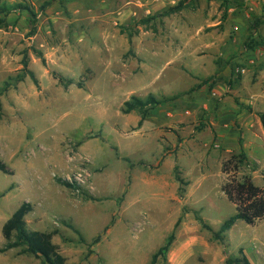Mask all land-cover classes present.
Returning <instances> with one entry per match:
<instances>
[{
	"label": "rangeland",
	"instance_id": "obj_1",
	"mask_svg": "<svg viewBox=\"0 0 264 264\" xmlns=\"http://www.w3.org/2000/svg\"><path fill=\"white\" fill-rule=\"evenodd\" d=\"M44 1L0 0L37 12L0 13V86L25 60L37 79L1 96L0 159L14 174L0 170V248L3 224L27 200L28 228L56 229L66 264H150L173 231L169 264H225L240 247L264 264V218L213 236L236 211L222 163L240 135L238 176L264 185V0H57L40 12ZM254 40L256 51L246 47ZM149 94L162 102L139 126L141 111L122 108ZM0 264L47 263L17 247Z\"/></svg>",
	"mask_w": 264,
	"mask_h": 264
},
{
	"label": "trees",
	"instance_id": "obj_2",
	"mask_svg": "<svg viewBox=\"0 0 264 264\" xmlns=\"http://www.w3.org/2000/svg\"><path fill=\"white\" fill-rule=\"evenodd\" d=\"M57 0H46L40 7L39 11H45L52 3ZM183 7V1L176 5L169 6L163 12L150 16L149 19H154L158 16L168 15L170 13L178 12ZM23 9L31 12L37 16V12L28 3H15L12 5L0 4V13L5 15L9 14L13 10ZM262 16H264V4L261 5ZM258 17L255 20L253 28L255 29L261 22L262 18ZM149 19L140 20L141 23L148 22ZM5 23V19H0V26ZM264 41V40H263ZM255 43V44H254ZM263 43L260 41L257 43L255 40L251 43H246V47L251 50H258V47ZM37 81L35 74L28 67V61H24L22 72H19L16 76H10L2 86H0V104L1 96L4 95L12 87H16L20 81H23L27 75ZM58 78L60 83L65 86H69L75 83L73 77L65 76L62 74L53 73ZM79 87H83V82L80 80L77 82ZM162 100L156 98L154 94H149L145 98L138 96H132L131 99L124 102L122 111L124 113H130L134 110L141 111V118L138 121V125L141 126L149 115L152 108L161 103ZM261 120L264 124V113H261ZM240 151L238 153L231 154L222 163V172L226 175V179L222 184V191L226 197L235 204L236 211L233 215L229 216L223 221L217 231H213V236L217 239L223 240L226 231L231 229L238 219L244 220L248 224H256L258 221L264 218V185H258L250 175L238 176V172L242 164L247 159V154L242 145V137L239 136ZM0 170L4 173L14 174V170L7 165L2 159H0ZM177 179L182 182V178L177 174ZM58 183L70 187L78 188L77 184L71 182L68 179L56 177ZM12 186H10L11 188ZM34 209L33 204L30 201H24L21 205L12 213V215L5 221L2 227V233L5 238L4 245L0 248V252H6L9 249L21 247L23 253H31L36 257L44 259L47 264H66V258L60 253L59 246L53 241V235L57 233V230L52 231H40L31 230L28 228L26 216ZM199 221L203 226L210 229L211 226L207 224L201 216H198ZM181 218L175 224V229L179 225ZM114 222L112 219L111 223ZM70 227H74L69 223ZM109 226L105 228L107 230ZM175 240V231H173L167 238L166 242L159 247V249L152 255L150 264H157L160 260L165 264H169L167 254L170 251L173 241ZM80 241L87 243L84 237L80 238ZM100 241V235L97 236L92 244ZM91 245V243L89 244ZM91 252L93 250H90ZM225 264H252V261L246 254L245 248L240 247L238 254L231 255L226 258Z\"/></svg>",
	"mask_w": 264,
	"mask_h": 264
},
{
	"label": "built area",
	"instance_id": "obj_3",
	"mask_svg": "<svg viewBox=\"0 0 264 264\" xmlns=\"http://www.w3.org/2000/svg\"><path fill=\"white\" fill-rule=\"evenodd\" d=\"M76 180L78 182H85V179L83 178V174L82 173H78V176H76Z\"/></svg>",
	"mask_w": 264,
	"mask_h": 264
}]
</instances>
